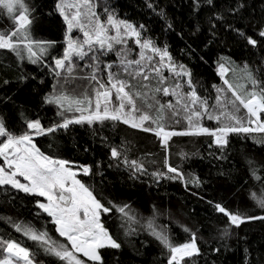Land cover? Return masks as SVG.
I'll use <instances>...</instances> for the list:
<instances>
[{"label": "snow or ice", "instance_id": "obj_1", "mask_svg": "<svg viewBox=\"0 0 264 264\" xmlns=\"http://www.w3.org/2000/svg\"><path fill=\"white\" fill-rule=\"evenodd\" d=\"M120 7L116 0H0L7 21L0 55L10 56L16 71L15 80L0 78V202L17 210L0 220L19 234L0 233V264H125L129 244L136 256L155 245L151 264H227V253L237 250L240 264H264V243L254 247L244 232L252 222L264 224V214L227 202L247 192L264 213V6L187 0V15L177 17L167 0H143L140 20ZM48 18L57 21V34L38 36ZM153 18L163 22L159 36ZM176 37L189 60L207 64L216 57L222 85H211L215 96L173 55L167 41ZM221 44L239 45L241 63L235 53L221 54ZM119 125L151 133L166 153L163 166L150 168L113 145L108 130ZM78 129L108 148L106 161L80 162L60 150L57 142L67 137L77 151H91L87 140L76 142ZM173 137L206 138V154L182 152L181 160L198 155L209 177L212 169L224 177L217 181L225 193L219 199L194 193L208 217L197 219L193 209L195 223L178 225L183 234L171 227L170 212L152 204L145 215L135 193L117 189L107 174L123 170L131 187L211 184L170 163ZM249 140L258 153L235 146ZM233 179L235 191L226 187Z\"/></svg>", "mask_w": 264, "mask_h": 264}, {"label": "trees", "instance_id": "obj_2", "mask_svg": "<svg viewBox=\"0 0 264 264\" xmlns=\"http://www.w3.org/2000/svg\"><path fill=\"white\" fill-rule=\"evenodd\" d=\"M116 2L121 6L120 11L122 14L126 13L129 17L136 20L141 19L140 15H137V13H141L143 11L141 8L143 0H116ZM167 2L169 4L170 16L173 11L177 14V17H179V14L182 11H184L185 16L187 15V0H167ZM252 3L256 5L257 11L264 6V0H252ZM172 4H175V9L171 8ZM153 19L157 20V23L154 24L153 27H156V35L159 36V25L163 22L158 21L157 18ZM6 25V19L0 18V28L5 27ZM36 34L43 37H50L57 34V21L51 18L43 20L39 25ZM161 40H164V37H161ZM167 42L169 43L170 48L173 51V55L177 58V60L187 63L193 68V71L196 73L199 81L198 87L208 89L211 92V95L215 96V91L211 89V85H222L220 77L216 74V57L213 56L212 60L207 64L202 62L198 63L196 59L189 60L187 56L181 54L180 50L185 47V45L178 37L169 38ZM218 47L223 49V53L221 54L235 53L233 59H235L237 63H241L239 45H233L231 48H224L223 44H221ZM114 59L115 57H113V60ZM12 65L13 59L10 58V56L0 55V78H11L15 80L16 71ZM31 67L33 66H29V68ZM165 75H167V73H165ZM26 95V93L22 94L20 99L24 100ZM164 99L167 100L169 98ZM48 115L51 116L52 113H48ZM205 123L212 124L214 126V122L205 121ZM176 127H179V125H176ZM108 135L111 137V143L113 145L127 147L130 158L143 160L150 168L163 166V158L166 153L164 149L161 148L160 142L151 133H143L139 130L128 128L125 125H119L115 129H109ZM75 140L76 142L87 140L88 144L91 145V151L87 154H85L82 150L77 151L73 140L67 137L61 139L57 143L59 144L61 151L80 162L85 160H107L106 153L108 152V148L101 146L99 143L93 144L92 137L88 136V134L82 129H78L75 133ZM235 146L241 151H244L246 147H250L253 153L259 152V147L252 145L250 140L247 142V145H244L243 141H238ZM44 147L47 148V145L45 144ZM206 147V138L196 139L191 137H173L172 141H170V148L167 153L169 155L170 163L173 165H181L185 167L187 171L194 172L203 178H210L212 180L211 184H205L202 189L193 188L190 185L189 190H186L182 184L172 182H164L163 189L165 191L162 192H159V188H150L147 183L140 184L139 182L136 183L135 188H128L116 180L117 172L114 170H107V174L110 179L113 180L111 181V184H114L117 189L124 192L135 193L132 197L133 202L134 204L140 206V211L145 215L150 214L152 204H155L158 208L165 210L166 212H170L174 217L171 227L176 232L183 234L178 225L180 223L189 225L195 223V221L191 220V216L195 215L192 212L193 209H196L199 213L197 219L204 218L206 220L208 217V212L205 211L208 206L204 201L200 200L197 195H194V193L198 192L209 198L215 196L217 199L225 195L224 191L217 184V181L223 180L224 177H219L215 169L211 170V176L209 177L210 166L207 160L201 161L198 155L193 156L190 161L181 160L180 154L182 152L190 155L192 153H205ZM243 163L244 162L241 161V164ZM122 172L127 175V173L123 170ZM239 174L240 173L238 172H234V175L238 176ZM226 187H231L233 191H235L237 187L236 180H230ZM245 201L249 205L247 208L243 207V202ZM227 202L234 209L240 208L242 211L264 214L260 213V210L254 206L251 200H248L247 192H244L243 194L237 193V197L229 195ZM16 211L17 210L4 206L3 203L0 202V215H15ZM25 217H27V213L20 218L24 219ZM28 218L30 219V217ZM158 222L168 223V220L165 217H161ZM5 230L12 232L14 236L19 237V234L14 233L3 220H0V233H3ZM244 232L248 235V238L253 243L254 247H259L262 243H264V224H261V222L255 221L248 226H244ZM140 238L143 239L144 237ZM136 246L139 245L137 244ZM125 251V264H151V261L158 254L159 250L155 245H153L152 247L143 250L145 253L143 256H136L133 245L129 244L126 245ZM241 256L242 252L239 250L235 252H228L227 264H240Z\"/></svg>", "mask_w": 264, "mask_h": 264}, {"label": "rangeland", "instance_id": "obj_3", "mask_svg": "<svg viewBox=\"0 0 264 264\" xmlns=\"http://www.w3.org/2000/svg\"><path fill=\"white\" fill-rule=\"evenodd\" d=\"M116 180L118 181V182H120L123 186H126V187H128V188H135V187H131V185H132V181H128L127 179H126V177H127V175L126 174H124L122 171L120 172V173H116ZM99 178V177H98ZM111 181H113L112 179H110ZM162 191H165L164 189H163V187H161V188H159V192H162Z\"/></svg>", "mask_w": 264, "mask_h": 264}]
</instances>
